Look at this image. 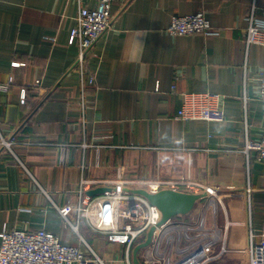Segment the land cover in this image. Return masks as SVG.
<instances>
[{"label":"crops","instance_id":"obj_1","mask_svg":"<svg viewBox=\"0 0 264 264\" xmlns=\"http://www.w3.org/2000/svg\"><path fill=\"white\" fill-rule=\"evenodd\" d=\"M97 3L0 0V137H15L13 153L0 144V241L4 230L46 229L77 245L79 220L108 264H129L128 253L134 264L135 245L109 241L78 215L82 178L89 198L120 181L133 189L145 178H187L224 195L205 219L220 235L208 264H250L251 232L264 233V162L243 149L264 133V46L247 48L246 16L264 0L115 2L113 26L87 59L91 82L74 68L70 36L80 9ZM199 11L219 34L169 33L174 15ZM206 91L222 95L226 121L177 118L182 93ZM197 204L172 224L198 232ZM165 237L158 231L151 248Z\"/></svg>","mask_w":264,"mask_h":264},{"label":"built area","instance_id":"obj_2","mask_svg":"<svg viewBox=\"0 0 264 264\" xmlns=\"http://www.w3.org/2000/svg\"><path fill=\"white\" fill-rule=\"evenodd\" d=\"M132 1L98 0L95 8L84 6L80 9L77 23L71 31L70 43H77L79 46L74 68L79 70L84 80L89 76L90 81L95 82V75L88 70L87 59L98 41L113 26V4L120 2L126 7ZM246 20L247 48L253 44L264 46V5L262 11L258 12L254 3ZM168 31L172 35H216L220 32L203 11L190 15H174ZM259 82V97L263 102L264 112V71L259 73ZM41 84L40 79L36 80L34 88L40 89ZM181 98L182 106L177 118L182 121L224 122L227 119L220 93L184 92ZM0 144L2 148H8L13 153L15 137H5L1 134ZM62 148L65 150V146ZM243 151L247 156L255 151L258 160L264 162V133L260 139L248 137ZM88 182V179L82 178L77 213L86 219L93 230L107 233L109 241L127 244L130 250L139 239L146 237L152 225L161 220L162 213L157 206L151 204L144 196L129 190L131 182L120 181L112 191H106L95 198L86 196ZM135 184L152 192L164 188L188 192L207 188L204 184L187 178H145ZM126 205L129 207L126 208ZM106 216H109L110 220H106ZM79 222L78 220V223L73 225L80 236V243L77 245L63 242L59 236L46 229L4 230L0 241V264H108L80 234ZM162 229L166 233L164 247L160 242L156 249L151 246L144 248L143 254H139L141 264H208L214 258V245L220 237L218 230L207 229L203 223L195 233L192 226H176L172 224L171 219L156 230L154 239ZM222 251H225V246H222ZM248 251L250 264H264V233L251 232ZM127 262L131 264L130 253Z\"/></svg>","mask_w":264,"mask_h":264},{"label":"water","instance_id":"obj_3","mask_svg":"<svg viewBox=\"0 0 264 264\" xmlns=\"http://www.w3.org/2000/svg\"><path fill=\"white\" fill-rule=\"evenodd\" d=\"M113 189L114 188L112 187H103L97 191L105 193L106 191H112ZM129 190L147 198L149 202L157 206L162 213L161 220L156 225H152L149 228L145 240L137 243L133 249V263L141 264L139 258L140 251L152 244L156 230L168 223L172 218L192 212L197 202L203 197V194L199 192L180 191L169 188L160 189L156 192L149 191L143 187H137ZM90 193L93 194L96 193V191H91Z\"/></svg>","mask_w":264,"mask_h":264},{"label":"rangeland","instance_id":"obj_4","mask_svg":"<svg viewBox=\"0 0 264 264\" xmlns=\"http://www.w3.org/2000/svg\"><path fill=\"white\" fill-rule=\"evenodd\" d=\"M201 193L203 194V197L201 198V200H199L197 204L198 208L196 207V211L198 212V214H200V216L197 217L199 219L196 220V227H198L200 224L205 223L207 214L209 216L212 215V212L214 211L216 205L221 201L222 197L224 196H222V193L220 194L212 188H206ZM127 207H129V205H126V208ZM177 218H179L180 220L184 219L185 221H187L189 219V216H177Z\"/></svg>","mask_w":264,"mask_h":264},{"label":"snow or ice","instance_id":"obj_5","mask_svg":"<svg viewBox=\"0 0 264 264\" xmlns=\"http://www.w3.org/2000/svg\"><path fill=\"white\" fill-rule=\"evenodd\" d=\"M105 219H106V220H110V217H109V216H106Z\"/></svg>","mask_w":264,"mask_h":264}]
</instances>
